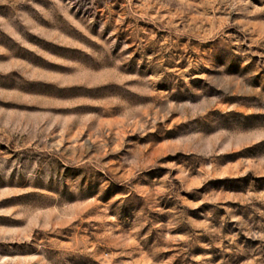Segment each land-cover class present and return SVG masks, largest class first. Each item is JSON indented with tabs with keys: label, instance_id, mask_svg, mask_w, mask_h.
<instances>
[{
	"label": "rangeland",
	"instance_id": "1",
	"mask_svg": "<svg viewBox=\"0 0 264 264\" xmlns=\"http://www.w3.org/2000/svg\"><path fill=\"white\" fill-rule=\"evenodd\" d=\"M0 264H264V0H0Z\"/></svg>",
	"mask_w": 264,
	"mask_h": 264
}]
</instances>
